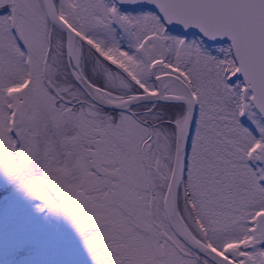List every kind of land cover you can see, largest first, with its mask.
Returning <instances> with one entry per match:
<instances>
[{
    "label": "snow or ice",
    "instance_id": "1",
    "mask_svg": "<svg viewBox=\"0 0 264 264\" xmlns=\"http://www.w3.org/2000/svg\"><path fill=\"white\" fill-rule=\"evenodd\" d=\"M0 264H264V0H0Z\"/></svg>",
    "mask_w": 264,
    "mask_h": 264
}]
</instances>
